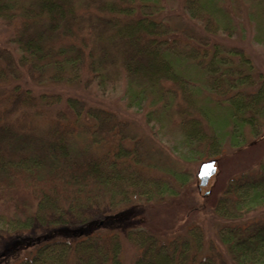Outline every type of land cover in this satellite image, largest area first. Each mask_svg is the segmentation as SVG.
<instances>
[{"label": "trees", "instance_id": "trees-1", "mask_svg": "<svg viewBox=\"0 0 264 264\" xmlns=\"http://www.w3.org/2000/svg\"><path fill=\"white\" fill-rule=\"evenodd\" d=\"M246 1L183 0V12L159 17V0H0L13 46H0V220L31 247L12 264H124L127 241L134 264H264V217L246 218L264 207V158L212 204L190 185L192 162L221 156L226 143L245 148L247 129L264 135V74L219 37L243 29ZM248 11L264 44V0ZM24 78L104 95L123 80L128 107H146L159 132L173 126L180 145L172 151L138 120L80 96L36 94ZM157 203L170 220L153 228ZM137 207L145 221L121 223ZM198 209L228 221L216 240L205 221L187 222Z\"/></svg>", "mask_w": 264, "mask_h": 264}, {"label": "rangeland", "instance_id": "rangeland-1", "mask_svg": "<svg viewBox=\"0 0 264 264\" xmlns=\"http://www.w3.org/2000/svg\"><path fill=\"white\" fill-rule=\"evenodd\" d=\"M161 5V12L158 14L159 17H165L170 13H178L183 12V0H159ZM255 2V0H254ZM253 1L248 0L247 3V13L245 12V17L243 18L244 27L242 30L237 31V33L231 37L226 38L224 35L219 36L220 39L226 41L227 43L241 46L244 48L247 55L251 58L253 65L255 67L256 72H262L264 74V44L260 43L256 39V25L253 22V19H249L248 17V8L250 5L254 4ZM11 30L4 25H0V46L3 47H13L12 43L9 41L11 37ZM218 37V38H219ZM20 84L29 87L34 93H60L64 98L70 95L80 96L88 101V103L93 105L104 106L108 109H112L124 117H129L138 120L140 124L143 125V130L145 134L153 135L159 141H161L165 146L169 147L176 145H180L181 136L174 132L173 126L169 128L162 129V131H158V125L154 123L147 124L145 119V108L138 107H128L127 100L123 95V90L125 87L124 81L121 80L118 82L117 86L114 90H110L107 94H101L96 90V88L91 87L90 89H86L82 84H36L29 79L20 80ZM62 108H66L65 103L61 104ZM264 134V133H263ZM246 141L248 142L245 148L240 149L231 146L229 143L225 144V151L219 157L209 156L200 161H194L191 163V168H196V173L199 169V166L202 162L207 161L209 159H216L217 171L216 174L213 175L207 186L200 188V179L196 175L191 180V192L195 194L200 205L204 203V196L210 197V201L212 204V198H217L222 194L223 187H225L227 181L233 177L234 175H239L241 172H247L253 169H256L260 163V161L264 158V135L255 139L249 133V130H246L245 135ZM172 150V149H171ZM173 151V150H172ZM197 188V190H195ZM180 191H184L185 188L178 189ZM195 190V191H194ZM209 195V196H208ZM181 198L169 200L177 204ZM167 202V201H166ZM199 205V206H200ZM153 210L151 211V221H148L149 226L153 228H158L164 226L166 223H169L170 218L167 215H158V209H162L163 206L160 203L154 204ZM166 206V204H164ZM198 206V207H199ZM161 207V208H160ZM121 209V208H120ZM112 213L118 211H111ZM110 212V213H111ZM109 213V212H108ZM212 215L211 210L204 211L201 210L194 215V218L191 216L187 220V222H191V224L202 223L205 221L208 224V229L211 237L215 240L217 236L213 234L217 233V228L222 224L228 223L226 219L224 221H217L214 217H209ZM264 217V207L252 209L249 213L246 214V218H262ZM145 216L142 215V209L136 208L130 215V217L122 220L121 223L127 224L131 222L132 225H138L140 222L145 221ZM239 218H237L238 221ZM103 221V218L101 219ZM171 222V221H170ZM104 223V221H103ZM114 223V222H112ZM108 223L107 228H118L117 224ZM182 222H179L181 224ZM37 225H34L31 234L35 235ZM22 237V236H21ZM21 239L20 237L12 236L8 233L6 226L2 220H0V251L3 254L0 258V261L5 264H12L18 261L23 256H26V251L31 248L27 243L23 245H18L17 240ZM16 241L18 246L15 250H12L8 253L5 252V246L8 242ZM20 246V247H19ZM138 256V248L134 243L128 242L125 243V247L122 254V259L124 264H134L135 259ZM229 264L232 263L230 256H228Z\"/></svg>", "mask_w": 264, "mask_h": 264}, {"label": "water", "instance_id": "water-1", "mask_svg": "<svg viewBox=\"0 0 264 264\" xmlns=\"http://www.w3.org/2000/svg\"><path fill=\"white\" fill-rule=\"evenodd\" d=\"M216 171V159H209L201 163L197 171V176L200 179V188L208 185L211 177L216 174Z\"/></svg>", "mask_w": 264, "mask_h": 264}]
</instances>
